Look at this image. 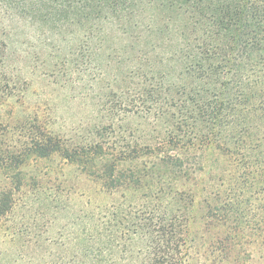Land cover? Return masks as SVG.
I'll return each mask as SVG.
<instances>
[{
    "label": "rangeland",
    "instance_id": "374dc122",
    "mask_svg": "<svg viewBox=\"0 0 264 264\" xmlns=\"http://www.w3.org/2000/svg\"><path fill=\"white\" fill-rule=\"evenodd\" d=\"M0 125V264H264V0H0Z\"/></svg>",
    "mask_w": 264,
    "mask_h": 264
},
{
    "label": "trees",
    "instance_id": "16d2710c",
    "mask_svg": "<svg viewBox=\"0 0 264 264\" xmlns=\"http://www.w3.org/2000/svg\"><path fill=\"white\" fill-rule=\"evenodd\" d=\"M261 8V7H260ZM261 10V11H260ZM259 10L262 12V8ZM1 126V125H0ZM32 152H36L39 156H48L53 152L55 149V145L53 142V139L50 137L45 138L42 142L41 140L37 139L32 142ZM4 151L0 149V163L2 162V158L5 156ZM11 191L6 190V189H1L0 190V218L4 217L7 215L12 206V199H11ZM21 233L19 234L20 240L23 245H25V249L28 250V247L30 243L37 245L36 237L37 233L33 229H21ZM16 233V232H15ZM100 230H96L95 235L97 237H100ZM101 241L97 239L95 245H93L89 251L91 257L97 258L99 257L100 253L102 252V247H101ZM108 245L112 246V242L110 238L107 240ZM106 243V241H104ZM117 246H120L119 243H117ZM153 250L151 251V255L147 257L148 264H183L182 257L180 256V253L176 251L174 248L171 247H161L160 245L156 244L153 245ZM174 249V250H173Z\"/></svg>",
    "mask_w": 264,
    "mask_h": 264
}]
</instances>
